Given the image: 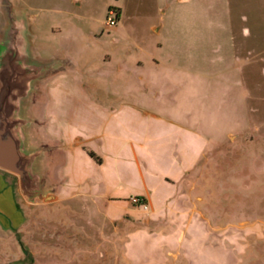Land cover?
Segmentation results:
<instances>
[{
    "label": "rangeland",
    "instance_id": "obj_1",
    "mask_svg": "<svg viewBox=\"0 0 264 264\" xmlns=\"http://www.w3.org/2000/svg\"><path fill=\"white\" fill-rule=\"evenodd\" d=\"M0 4L28 21L34 62L37 56L58 60L68 75L94 83L102 97L104 86L122 85L138 56L160 57L159 71H169L168 80L160 76L173 92L168 98L187 91L193 118L208 139L192 194L209 246H218L221 264H264V0ZM110 9L117 16L112 28L105 24ZM8 26L7 20L0 29L2 40ZM54 201L28 198L18 178L0 169V264H116L119 236L92 204L78 207L76 217Z\"/></svg>",
    "mask_w": 264,
    "mask_h": 264
},
{
    "label": "crops",
    "instance_id": "obj_2",
    "mask_svg": "<svg viewBox=\"0 0 264 264\" xmlns=\"http://www.w3.org/2000/svg\"><path fill=\"white\" fill-rule=\"evenodd\" d=\"M7 20L0 4V29ZM1 37L0 30V45ZM144 53L118 89L104 86V97L94 83L68 75L58 60L37 56L53 65L23 104L28 146L41 148L34 166L63 211L80 217L78 207L90 202L91 211L113 226L116 264H221L223 254L209 246L205 217L193 204V178L208 139L187 91L168 98L173 92L160 76L168 80L169 71H159L160 57ZM91 224L100 229L97 221Z\"/></svg>",
    "mask_w": 264,
    "mask_h": 264
},
{
    "label": "water",
    "instance_id": "obj_3",
    "mask_svg": "<svg viewBox=\"0 0 264 264\" xmlns=\"http://www.w3.org/2000/svg\"><path fill=\"white\" fill-rule=\"evenodd\" d=\"M9 26L0 45V168L14 174L28 198L53 200L46 192L45 179L35 168L41 148L28 146L23 104L34 80L42 78L53 64L34 62L28 48L24 18L12 7Z\"/></svg>",
    "mask_w": 264,
    "mask_h": 264
},
{
    "label": "built area",
    "instance_id": "obj_4",
    "mask_svg": "<svg viewBox=\"0 0 264 264\" xmlns=\"http://www.w3.org/2000/svg\"><path fill=\"white\" fill-rule=\"evenodd\" d=\"M116 17L117 16H116L115 10L110 9L108 12V15L106 17V21H105V24L108 28H112L113 26L116 25V21H117ZM131 201L135 202V203H140L143 206V208H147V204L142 202L141 198H139L137 196L131 197Z\"/></svg>",
    "mask_w": 264,
    "mask_h": 264
},
{
    "label": "trees",
    "instance_id": "obj_5",
    "mask_svg": "<svg viewBox=\"0 0 264 264\" xmlns=\"http://www.w3.org/2000/svg\"><path fill=\"white\" fill-rule=\"evenodd\" d=\"M89 153H90V155H92L93 157H95L97 159V157L95 156V154L93 152L90 151Z\"/></svg>",
    "mask_w": 264,
    "mask_h": 264
}]
</instances>
